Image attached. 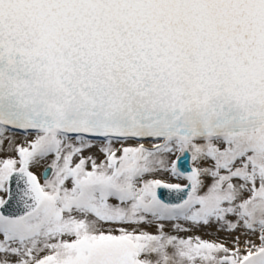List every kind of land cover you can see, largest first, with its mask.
Returning a JSON list of instances; mask_svg holds the SVG:
<instances>
[{"label": "snow or ice", "instance_id": "6c2138e0", "mask_svg": "<svg viewBox=\"0 0 264 264\" xmlns=\"http://www.w3.org/2000/svg\"><path fill=\"white\" fill-rule=\"evenodd\" d=\"M0 264H264V0H0Z\"/></svg>", "mask_w": 264, "mask_h": 264}, {"label": "rangeland", "instance_id": "374dc122", "mask_svg": "<svg viewBox=\"0 0 264 264\" xmlns=\"http://www.w3.org/2000/svg\"><path fill=\"white\" fill-rule=\"evenodd\" d=\"M204 238H206V239H213L214 237L213 236H205Z\"/></svg>", "mask_w": 264, "mask_h": 264}, {"label": "water", "instance_id": "95a60500", "mask_svg": "<svg viewBox=\"0 0 264 264\" xmlns=\"http://www.w3.org/2000/svg\"><path fill=\"white\" fill-rule=\"evenodd\" d=\"M161 191L165 193V198H167L165 190H161Z\"/></svg>", "mask_w": 264, "mask_h": 264}]
</instances>
